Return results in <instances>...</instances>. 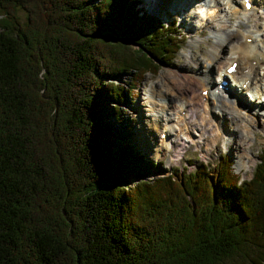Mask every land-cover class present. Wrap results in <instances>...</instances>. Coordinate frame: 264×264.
<instances>
[{"label":"trees","instance_id":"obj_1","mask_svg":"<svg viewBox=\"0 0 264 264\" xmlns=\"http://www.w3.org/2000/svg\"><path fill=\"white\" fill-rule=\"evenodd\" d=\"M174 27L138 0H0V264H264V147L247 178L227 155L151 178L106 132Z\"/></svg>","mask_w":264,"mask_h":264},{"label":"bare ground","instance_id":"obj_2","mask_svg":"<svg viewBox=\"0 0 264 264\" xmlns=\"http://www.w3.org/2000/svg\"><path fill=\"white\" fill-rule=\"evenodd\" d=\"M184 1L187 2L148 0L159 11L177 9L182 19L186 12ZM194 1L200 13L204 14L203 8L206 7V17L202 22L208 27L211 37L214 34L215 40L211 42L207 55L194 60L192 74L173 80L168 85L152 86L145 98L148 102L156 100L154 102L159 107L153 109L148 105L144 109L146 119L141 123L142 133L146 136L144 140L150 143L147 146L154 150L153 157L157 159L166 155V151L161 150L162 143L169 145L173 138L196 143L204 138V134L210 133L207 145L211 147L220 137L226 136L227 145H231L233 140L236 145L246 146L243 153L251 162L252 153L247 147L254 140L253 125L264 131V102H261L264 101V0H253L248 9L243 8L242 0ZM238 16L247 19L245 26L237 21L240 20ZM230 24L234 29L230 28ZM196 42L191 41L193 44ZM231 60L237 61L235 71L227 74L225 71ZM162 77L165 81L167 73ZM221 79L226 81V89L217 87ZM202 89H206L204 94L200 93ZM225 92L227 96H224ZM239 93L244 94L243 99ZM153 111L155 114L151 113ZM192 118L195 119L193 122ZM219 120L233 122L234 127L221 132L218 129ZM156 132H164L167 138L153 139ZM238 165H244L241 159Z\"/></svg>","mask_w":264,"mask_h":264},{"label":"rangeland","instance_id":"obj_3","mask_svg":"<svg viewBox=\"0 0 264 264\" xmlns=\"http://www.w3.org/2000/svg\"><path fill=\"white\" fill-rule=\"evenodd\" d=\"M144 1L140 4L144 6L147 11L156 14L160 19L165 21L166 19L170 20L172 18L170 14H167L168 12L166 10H168V8H164L159 11L158 8L151 6L148 0ZM185 11L184 19L181 21L180 19L182 18V15H175V18L171 20V23L175 26L174 28L179 29L182 34L183 41L181 42L180 49L176 52L170 63L160 65L156 74L145 72L142 77V81L138 82L133 91L129 106L123 105L125 110L119 114L120 116L125 117L127 121L124 124L125 126L118 128L110 123V127L107 128L108 130H106V132L111 135L112 145H115L116 140L130 141L135 149H138V151L144 154V158L147 161L152 162L153 165L151 172L146 174V176L151 178L156 175L166 174L167 170L172 168H178L180 170L187 167L188 169H192L197 167V164L200 162H206L208 165L210 164L212 166L221 155L229 156L232 169L235 174H240V179L250 177L252 169H254L257 156L264 147V131H260V127L256 124L253 125L254 140L249 143L247 147L252 153L251 162L249 161L250 158L246 157V154L243 153V149H246V146L236 145L233 140L231 141V145H227L226 142L228 141V138L226 136L220 137L216 141L215 145L211 147L207 145V139H210V133L204 134V138L199 139L196 143L186 140H184L185 142H182L181 140L173 138L171 144L169 145H164L162 143L161 150L162 152L166 151L165 154L167 156L161 155L157 160L153 157L154 150H151L147 146L150 143L144 140L146 136L142 133L143 127L141 126V123L146 119V112L144 109H146L148 105H150L153 109L159 107V105L157 106L155 103L156 100L148 102L145 98L146 95L150 94L152 86L164 84L168 85L173 80L186 78L190 73L192 74L193 67L195 65L194 60L207 55L210 50L211 42L215 40L214 34L213 37H211L208 27L202 22V13L199 12V9L196 6L193 4L186 6ZM18 13L20 19L23 20L25 16L24 10L19 11ZM237 18L240 19L237 20L240 21V25H246L247 19L245 17L238 16ZM230 28L234 29L233 25L230 24ZM192 40H197L198 42L193 44L191 43ZM219 57H222V55ZM164 73H167L165 81L162 77ZM212 75L215 76V73H212ZM128 77L129 76L126 74H121L119 79L123 82L128 79ZM242 95L244 96V94H240V97H242ZM99 99L101 100V98ZM104 102L111 105V101L106 98L104 99ZM250 102L253 103L252 99H250ZM108 105L105 104L106 109L109 107ZM155 111L151 113L155 114ZM194 120V118L191 119L192 122ZM233 127V122L229 123L227 120H223L220 121L218 129L221 132H224L225 129L227 130ZM121 133H127L129 135L126 136V138L128 137V140H126L125 136ZM158 134L159 133L156 132L153 139L165 140L167 138L164 136V133H160V136ZM179 141L181 144H179ZM233 146L235 147L233 148ZM233 151L237 153L236 155H238V157ZM240 159L243 161L244 165L239 167L238 160ZM246 159H248L247 162L245 161ZM155 160L157 163L153 162ZM187 160H190L193 164H187ZM136 179H138L137 176H129V178H127V184H132Z\"/></svg>","mask_w":264,"mask_h":264},{"label":"snow or ice","instance_id":"obj_4","mask_svg":"<svg viewBox=\"0 0 264 264\" xmlns=\"http://www.w3.org/2000/svg\"><path fill=\"white\" fill-rule=\"evenodd\" d=\"M229 71H231V69Z\"/></svg>","mask_w":264,"mask_h":264}]
</instances>
